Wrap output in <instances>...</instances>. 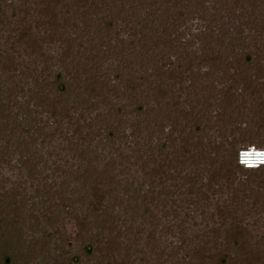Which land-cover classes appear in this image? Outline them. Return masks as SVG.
<instances>
[{"label":"rangeland","instance_id":"rangeland-1","mask_svg":"<svg viewBox=\"0 0 264 264\" xmlns=\"http://www.w3.org/2000/svg\"><path fill=\"white\" fill-rule=\"evenodd\" d=\"M257 133L264 0H0V264H264L263 205L208 256L229 223L188 196L261 186Z\"/></svg>","mask_w":264,"mask_h":264},{"label":"trees","instance_id":"trees-1","mask_svg":"<svg viewBox=\"0 0 264 264\" xmlns=\"http://www.w3.org/2000/svg\"><path fill=\"white\" fill-rule=\"evenodd\" d=\"M61 78V77H59ZM65 89V87H64ZM256 141H258L261 146H264V135L257 133L255 137ZM247 146H256V145H245L243 147ZM90 147L88 146V149ZM89 152V151H88ZM238 154V151H237ZM227 155V157H226ZM228 156L229 153L222 151L216 153L215 160L217 162H221L222 164H226L228 161ZM222 158V159H221ZM236 169H241V167L238 162H237V155H236ZM231 167L233 165L231 164ZM226 169H224V179L223 182L218 181L217 189L208 190V192H212L211 196H208V193L204 191H190L188 193L189 198L191 200L196 199L194 203H192L193 206L196 207V211H201V213L205 214V208H213L214 211L213 214L215 216H218L220 219H222V227H225L226 224L225 222L228 221V226L225 227V236L222 235V232L217 231L215 232L214 239L218 241L219 239L224 241V244H220L218 247L211 246L207 248L206 250L202 251L204 255L212 256V255H224L227 256L230 253H233L232 248L230 247V242H238L240 239V234L244 230L243 226L241 225V217L239 216L240 214L244 215L246 213H249V211L254 212L257 210L258 205H263L264 206V183L261 184V186H258L257 188H253L251 183L248 181H238V179L234 176V172L232 169H229L228 167L225 166ZM244 171H257L260 174H264V167L258 168V169H244ZM214 186V185H213ZM212 186V187H213ZM214 188V187H213ZM254 198V202L251 204V206L246 210L247 202L251 199ZM204 209V210H201ZM106 230V229H105ZM107 232L109 231L110 234L113 232L112 230H106ZM111 236V235H109ZM125 236L127 234L125 233ZM95 239L96 241L99 239V235H92V240ZM111 240V238H110ZM110 240H101L98 243H90L85 247V251L87 255L90 257H94L97 253H107L105 252L108 251L109 253L112 252V247L111 248H105L103 246H106L108 242L113 245V242ZM99 249V251H98ZM109 256V255H108ZM103 260L107 264H118L116 259L112 257L105 258ZM4 262L7 264H11L12 260L10 256H4Z\"/></svg>","mask_w":264,"mask_h":264},{"label":"built area","instance_id":"built-area-1","mask_svg":"<svg viewBox=\"0 0 264 264\" xmlns=\"http://www.w3.org/2000/svg\"><path fill=\"white\" fill-rule=\"evenodd\" d=\"M262 150H264V148L257 147V146H247V147L240 148L237 154L238 164L244 169H249L248 165L251 164L252 160L254 159L255 153L258 151H262ZM261 167H264V166H261Z\"/></svg>","mask_w":264,"mask_h":264},{"label":"clouds","instance_id":"clouds-1","mask_svg":"<svg viewBox=\"0 0 264 264\" xmlns=\"http://www.w3.org/2000/svg\"><path fill=\"white\" fill-rule=\"evenodd\" d=\"M261 166H264V150L256 152L251 164L248 165L250 170L259 168Z\"/></svg>","mask_w":264,"mask_h":264}]
</instances>
